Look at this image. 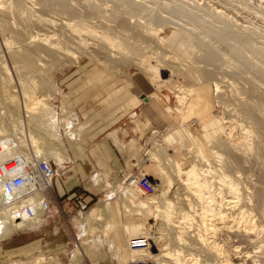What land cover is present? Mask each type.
I'll use <instances>...</instances> for the list:
<instances>
[{
  "label": "rangeland",
  "instance_id": "obj_1",
  "mask_svg": "<svg viewBox=\"0 0 264 264\" xmlns=\"http://www.w3.org/2000/svg\"><path fill=\"white\" fill-rule=\"evenodd\" d=\"M1 1H3V3L5 1L7 3L6 4L7 7L11 6V0H1ZM33 1L20 0L19 13H14V14L11 13L9 15L10 17L8 16L6 20L7 22H3L2 20L4 19L2 16H0V66H1L0 83L1 86L8 87L6 88L5 92L3 91V93H0V98H1L0 119L4 122L7 121L11 122V120H8L7 117L8 114L10 115V118L13 119L12 121L14 122V124H12L13 127L11 128L10 135L12 134L21 135L19 136L20 137L19 139H21L20 148L23 154L28 153L30 155L35 153L34 146L26 144V139H28L30 135L36 138L37 145L40 148L44 147L48 143L51 144L52 140H49L47 134H45L44 132H42L41 129H39V127H41V125L39 124L40 122L36 121V123H34L28 120L29 118L33 120L31 116H34V118L38 117V114H36L37 109H35L36 111L34 114L26 113L27 110L25 109V103L23 104L24 100L22 96L23 95L22 93H26V91H22L18 85L20 81L26 83L31 81V79L34 81H36V79L37 81L43 80V82L48 84L49 88L45 90L43 89L36 90L35 92L37 93L36 94L37 96L42 95L41 97H47L48 95L47 99H50V96L55 98L54 100L52 98L53 101L47 100L46 102L54 111L53 119L57 124V130L61 136V148L60 147L58 148V146L56 145L54 147L56 150L55 155H47L46 157L41 155L38 157L48 159L50 162H53L56 165L57 174L53 179V185L54 182L56 181L61 182L63 180L71 181L76 179L75 175L74 178L71 179L68 177V173L66 172V166H68L73 160L81 161L79 157L84 153V150L86 149L85 139L81 138L79 134L76 133L79 118L75 113L67 112L65 107L62 105V99H61L62 90L69 81H77V80L88 81L89 80L88 77H92V80L95 83H99L100 85L102 84L101 87H103L102 89H99L97 91L94 90L95 96L98 95L97 97L102 95V94H98L99 92H104V91H107V93L111 97H116L124 89L125 93L122 96L124 97L122 101H125L126 99L131 100L133 98L134 101L138 100L144 102L143 101L144 99L142 98L143 95V97L145 96L146 98L145 103L147 104L151 103L156 105L159 104L163 107L165 114H163L160 119H165L166 122L168 121L167 122L168 126H166L164 129H158L148 120H145L143 124L142 122H139L136 125L135 131H137L139 134V141L137 142L136 140H134L133 143L134 145L138 143V150L137 152L130 155V158L128 159V162L125 166L126 172L117 173L115 175L112 174L110 175L112 178L107 177L106 179L104 178L103 175H101L102 177L97 176V178H94L95 186L91 189V191H89L87 188L88 186L86 187V184H84L85 182H87L89 175L86 174L78 175V178L80 180V185L83 186L80 188H78V185L76 186V188H78L76 201L78 199H81L80 201L87 202L86 209L83 211H79L77 207L78 215L76 210L72 211L71 214L68 213L67 216L65 215L64 212H63L64 216H62L60 212L58 213V215L60 216L59 219L64 223L65 227L66 228L71 227V230L74 231L73 232L74 237L73 236L70 237L72 241L69 247L70 254H63L62 256V255H56L55 253H51L49 248L51 247L50 245H48L49 247L47 246L44 249L41 250L38 249L39 251H36L30 256H28L27 253L20 254L18 248L19 240H15L14 242L9 241V239L13 235L22 232L19 231V232H13L12 234L6 237L0 238V264H34L32 262H34L38 257H44L47 259L52 258L51 263L58 264L56 262L57 260H61L62 262H64L65 259L68 258V256L70 260L69 262L71 264H76V263L126 264L127 260L124 254L125 250L123 249L124 240L123 238H118L116 236L118 222H117V217L112 214V207L115 205V202L117 203L119 202V200H122V198L124 197L123 196L124 189L130 187V184L133 183L132 178L137 179L140 177H145L153 185L154 183L153 174L156 172V170H154L153 167L152 168L150 167L151 160H149L150 152L153 151L152 148H154L153 142H156L158 138L164 137L165 135H168L169 133L173 132L172 130L174 129L176 130V128L177 129L180 128V126L181 127L183 126L190 132L198 133L200 130V122L204 121L203 119H207L208 117H211V115L217 117L218 119L222 118L220 116H223L224 120L222 118L220 121H224V123L226 121H232L233 116L234 117L237 116L236 117L237 123L234 122L235 120L234 118H233V122L234 124L236 123L242 126L243 130H240L241 128H239V126L236 125L238 128H235L233 135L234 137L237 136L244 137L243 142L247 143L254 150L253 149L251 150V148L248 146V149L251 151H248V149H246L245 150L246 154L242 152L244 156L242 154H239V160L237 162V166L234 167L233 171L235 172V175L238 178L240 177L239 178L240 180L242 179L241 181L239 179L238 180L240 181L243 188L246 187V190L249 191L250 190L254 191L255 189V191L257 192H259L260 189V193L262 192L261 196L264 198V194H263L264 193V188H263L264 187V172H263L264 171L263 169L264 168V137H263L264 125L259 124V121L257 120L259 115L258 111L254 110L256 119L253 118L251 119L245 113L246 109L248 108L254 109L255 101H256L255 94L258 93L259 90L260 92H264V84L260 79H258L256 75L254 76V73L251 72L249 69L246 68L245 70V67L238 62L239 60L230 57L226 49L222 47L221 44H216V43L213 44L217 52L221 55L220 60L217 62V64L213 63L211 65L210 63V65L209 64L207 65L208 62L204 63L205 60L201 61L202 59L201 56L197 54L196 55L188 54V44H190V42H187L186 33L184 32L180 33V36L182 37L180 43H178L177 40L174 42V40L172 39L166 40L162 36L160 37L157 36V39L155 40L156 41L155 47L153 48L146 47L145 43H141L140 41L138 42L134 40L128 34L122 32L119 25L120 24L119 20L114 16L115 12L117 11V8L110 1L93 0L94 1L93 2L92 0H90V3L93 2L92 4H94L97 7H100L103 10V12L100 15L94 14L95 18L93 13H89L85 8H82L83 5L89 4L87 3L89 2V0L88 1L74 0L73 1L74 4H70L72 3V0H68L69 2H67V5L74 6L71 7V9L74 10V13L70 10L72 12L71 14L73 15H71L70 12L69 13L66 12L64 9H61V7L54 8L53 9L54 12L53 10L52 11L42 10L45 8L39 7L38 5L40 4H37L38 2H40V0L39 1L36 0L37 2H35V0ZM42 1L43 0H41V2ZM160 2H165L166 4H168L170 6L171 11H174L175 10L174 8L177 7L178 10H175L177 12L173 13L174 15L170 14L172 12H167L169 14H167L166 11L160 12L162 15L170 16V18L175 20L177 23L188 27L187 22H189L188 19L189 17L185 18L184 16L187 17L186 14L182 16L185 12H188L187 13L188 15L191 14L199 17V19L206 26L207 25L209 27L211 26V28L219 27L220 23L216 22V20H214V18L210 14H208V12H206L207 10L205 9L206 7L204 6L206 5L207 7H217L219 4L218 7L221 8L225 13L230 15V17H233L234 19L237 18L238 20L237 19L236 20L238 21V23L240 22L243 25L251 28L255 37V41H254L255 46L264 48V10H263L264 5L261 7L260 6L261 4H259L257 0H198V3L196 2V0H193V2L192 0H186V1L160 0ZM34 3H36V6ZM96 3H98L99 5ZM204 3H208V4L204 5ZM241 4L244 6H242ZM3 5H5V3ZM106 5L108 6V8ZM172 5L173 7L174 6L175 7L172 8ZM26 6H30V8ZM75 6L79 7L80 9L76 8ZM84 7H86V5ZM48 11L52 13L50 14L46 13ZM83 12H85L84 15L86 13L88 14L82 17ZM179 12H182L183 14ZM178 13L179 15L180 14L181 15L177 16ZM34 14H36V16ZM44 14L46 16H44ZM63 14L66 16H64ZM42 16L43 19L45 18L44 21H41L43 20ZM69 17L72 18V20L69 19ZM179 17L181 18L179 19ZM45 20H50L52 21V23L55 24H51L50 22L46 21L48 22L47 24L45 23ZM69 20L73 22L76 20L74 23H77L79 21L77 24L79 25L81 24L82 32L84 31L83 33L85 34L82 35V38L84 39V43L86 42V44L81 43L82 47L77 45V43H75L76 41L74 42V40H71L70 36H68L70 32L68 30L69 28L66 27L65 24L63 23L68 22ZM38 21L40 22L38 23ZM88 28L90 30L93 29V33L85 32V29ZM97 30H99V32H103L108 37L112 35L110 38L112 39V43H114V45L111 44V46L113 47L109 46L108 44H104L105 45L104 49L101 47L103 44L101 45L100 43L101 41L98 38L99 37L98 35H101L102 33H99ZM17 32H20V34H22L23 42L21 41L19 42L16 39L15 33ZM40 33L41 34L44 33L43 36ZM116 33L118 34L116 35ZM60 35H63L68 40V42L64 43L65 45L62 43H59L60 45H58L57 43V47L59 50H58L57 58L54 61L50 60L46 55H44L43 52H36L38 54L35 55L34 60L38 68L37 72L35 73L25 72L21 74L22 72H18L15 69L12 60L9 59V56L10 53L14 51L18 46L29 47V48L44 46L48 44L49 37H51L52 40L56 41L57 37ZM94 35L97 36L94 37ZM38 36L40 38H38ZM204 40H208V38L205 37ZM87 42H91V43L87 44ZM77 47L78 49H76ZM144 48L146 49V51ZM150 52H154V54H151ZM246 54L247 56H249L251 62H253L255 65L257 64V66L259 67L262 66L261 68L264 70V65L262 64V62H260L261 61L260 59H258L254 54L250 52H247ZM147 55L148 56L151 55L152 57L156 56L155 60H160L161 64L169 66L170 70L172 69L171 77H169L168 80H166L167 75L169 76L167 71L166 72L160 71L159 75L161 77L153 79L151 76L153 75V73L151 71L143 72L140 71L138 68H136V64L134 61H136V59L140 57H145ZM253 56L256 58H254ZM124 59L128 60V63H124L123 62ZM198 59L200 60V62ZM2 65H4V67H7L6 72ZM236 66L240 67V71L238 73V75L240 76L234 73V68ZM205 70L207 72H210L209 75L210 77L209 76L206 77L203 75L202 71ZM211 71L214 72V75L213 73H211ZM38 75H40L41 78ZM70 76L71 78L69 79ZM174 83L175 85L177 84V86L181 87L182 89L176 88L175 90L174 88H172L171 84ZM6 94H8V96ZM149 96L150 98L148 99L147 97ZM8 97L9 99H7ZM10 97L16 100H12ZM6 99L7 101L9 100L11 101L7 102ZM116 99L117 98H115V101ZM178 99H180V101ZM33 107H38V104ZM181 113L182 116H180ZM190 114H193L194 118L189 119L188 117ZM21 122H22L21 127H18V124L20 126ZM226 123L224 125H227ZM24 126H25V130H24ZM35 126H38L37 128L39 130H36ZM245 130L248 131L247 133L248 135L242 132ZM238 133L240 134L238 135ZM203 142H205V140ZM193 143L196 144L195 142ZM206 143L208 145L212 144L211 141H206L205 143H203L205 145L204 148H206V150H211L212 146L214 145L212 144L209 147L206 146L207 145ZM83 144L84 146H82ZM194 146H190V147H194ZM74 149H78L80 152H78L75 156L71 157L72 158L71 159L70 154L72 153L73 155ZM212 150L213 152H216L218 151V148L214 147ZM167 152L170 153L169 151ZM18 153L20 154V152L17 150L12 154V156H15ZM12 156H8L6 159ZM210 156L213 155L210 153ZM213 158H215L217 161L215 159L213 161L212 160ZM213 158H209V161H211V163L213 162V164L216 166H214L213 164L211 165L210 162H207L208 164L209 163L210 164L207 165L206 163L201 167L206 169L209 166L211 170L215 169V170L223 171L222 169V166H224L223 160H221V164H219L220 163L219 159H217V157L214 156ZM215 162H217L219 166L222 164L223 165L219 167ZM245 162L247 166H245L244 164ZM237 167L239 168V171ZM151 169L154 170L153 174L151 173L152 171ZM239 172L240 175L238 176ZM260 172H262V174ZM243 182L245 186L243 185ZM158 189L160 190L161 187L159 186ZM52 190L53 189H51L49 193L50 205H51ZM97 205L100 207L99 213L95 211L97 210L96 207ZM49 211H50V207H49ZM261 211L264 214V210H260V212ZM48 212L42 217V221L39 225L29 228V230H23V231H30L32 229H35L31 233L24 234L29 236L23 238L22 240L25 239L33 240L34 239L33 236H36L35 238L47 237L48 231H44L43 233H38V230H41L40 227L44 223ZM260 212L257 211L256 213L255 211V215L259 216V218L254 217V219L255 222L257 221L256 224H258V222L260 224L261 222L260 233L262 232L261 236L264 237V224H263L264 215L261 214ZM108 215H109V221H106L105 218ZM38 227L40 229H38ZM36 228L38 230H36ZM261 228L263 229L261 230ZM39 232H42V230ZM73 255L74 258L72 257Z\"/></svg>",
  "mask_w": 264,
  "mask_h": 264
},
{
  "label": "bare ground",
  "instance_id": "obj_2",
  "mask_svg": "<svg viewBox=\"0 0 264 264\" xmlns=\"http://www.w3.org/2000/svg\"><path fill=\"white\" fill-rule=\"evenodd\" d=\"M73 1L74 0H72V3L70 4H74ZM106 1H110L117 8V11L115 12L114 16L119 20L120 23L119 25L122 32L128 34L131 38H133L138 42L140 41L141 43H145L146 47H151V48L155 47V43H156L155 40L157 39V36L158 37L162 36L166 40L172 39L174 40V42L177 40V42L180 43L182 40L180 33L184 32L186 33L187 42H190V44H188V54L190 55L197 54L201 56L202 57L201 61L205 60L204 63L208 62L207 65L208 64L210 65V63L211 65L213 63L217 64V62L221 58V55L217 52L213 44L214 43L221 44L222 47L226 49L230 57L239 60L238 62L245 67V70L246 68L249 69L251 72L254 73V76L256 75L258 79H260L264 84V70L261 68L262 66L259 67L257 66V64L255 65L253 62L250 61L249 56H247L246 54L247 52L254 54L258 59L261 60L260 62H262V64L264 65V48L255 46L254 43L255 37L251 28L243 25L240 22L238 23L237 21L238 19L236 18L237 19L236 20L233 17H230V15H228L221 8L218 7L219 4L217 7H207L205 4L208 3H204L205 6L202 4L204 7H206L205 8L207 10L206 12H208V14H210L214 18V20H216V22L220 23L219 27L211 28V26L210 27L208 25L206 26L199 19V17L195 15H191L190 13H189L190 15H188L187 14L188 12H185L184 14L182 12H179L183 14L182 16L186 14L187 17L184 16L185 18L189 17L188 18L189 22H187L188 27L177 23L175 20L171 19L170 16L168 15L167 16L162 15L160 13L161 11L162 12L166 11V13L172 12L170 14H173L176 13L177 11L175 10L178 9L175 6L174 8L172 5V8H174L175 10L171 11L170 6L165 2H160V0L159 1L106 0ZM257 1L259 2V4H261L260 5L261 7L264 5V0H257ZM35 2L37 1L35 0ZM67 2L69 1L43 0L41 2L40 0V2H38L37 4H40L38 5L39 7L45 8V9L41 8L42 10L52 11L56 7L57 8L61 7V9H64L68 13L70 12V14L72 12L74 13V10L71 9V7L74 6L67 5ZM196 2L198 3V0H196ZM4 3L5 5H3ZM4 3L3 1L0 0V16L3 17L4 19L2 20L3 22H7L6 20L11 13L13 14L19 13L20 0H11V6L8 7L5 1ZM87 3L89 4H85L86 7H84L85 5H83V3H82L83 7L82 6L80 7L85 8L89 13H93V15L94 14L100 15L103 12V10L100 7H97L94 4L90 3V0ZM34 4L36 6V3ZM26 7L30 8V6H26ZM46 13L50 14L52 12L48 11ZM84 13L85 12L82 13L83 14L82 17L88 14L86 13L84 15ZM179 13L178 15L177 14L176 15L180 16L181 14L179 15ZM34 15L36 16V14ZM44 16L46 15L44 14ZM180 18L181 17H179V19ZM44 19L41 21H44ZM69 19L72 20V18L70 17ZM50 20H45V23L48 24V22H50L51 24H55L52 23V21ZM69 21L63 23L65 24L66 27L69 28L68 30L70 32L68 36H70L71 40H74V42L76 41L75 43H77V45L82 47L81 43L86 44V42L84 43V39L82 38L84 31L82 32L81 24L80 25L77 24L79 21L77 23H74L76 20L74 22L70 21L72 23H70ZM39 22L40 21H38V23ZM89 28L85 29V32L93 33L94 28L92 27L93 29L91 30ZM97 31L99 32V30ZM99 33H102L101 35H98L99 36L98 38L101 41L100 42L101 45L103 44L101 46L103 49L105 48L104 44H108L109 46H111V44L114 45V43H112V39L110 38L112 35L108 37L103 32H99ZM43 34L41 35L43 36ZM117 34L118 33H116V35ZM15 35H16V39L19 42L20 41L23 42L22 34H20V32L15 33ZM95 36L97 35H94V37ZM205 37L208 38V40H204ZM38 38L40 37L38 36ZM48 39L49 42L47 45L32 47V48L18 46L14 51H12L10 53V56L9 55L8 56L9 59L12 60L15 69L18 72H22L21 74L25 72L26 73L37 72L38 68L34 60L35 55L38 54L36 52H43L44 55H46L50 60L54 61L57 58V54L59 50L57 47V43L58 45H60L59 43L64 44L68 42V40L63 35L58 36L56 41L52 40L51 37H49ZM88 43L91 42H87V44ZM76 49H78V47ZM150 53L154 54V52H150ZM155 57L156 56L152 57L151 55L149 56L147 55L145 57H140L136 59V61H134L136 64V68H138L140 71L143 72L151 71L153 73V75H151L153 79L161 77L159 75L160 71H165V72L167 71L169 76L167 75L166 77L167 79L166 78L165 79L168 80L169 77H171L172 69L170 70L169 66L161 64L160 60H155ZM123 62L128 63V60L124 59ZM2 66L4 67V65ZM6 68L7 67H4L5 72H6ZM239 71H240V67L236 66L234 68V73L238 75ZM214 72L211 71L213 75ZM202 73L206 77L210 75V72H207L206 70L202 71ZM18 85L22 91H26V93H22L24 100L23 104L25 103V109L27 110L26 113L34 114L36 111L35 109H37L36 114H38V117L34 118V116L27 114L31 116V118L34 121L31 120L30 118L27 119L34 123H36V121H39L40 122L39 124L41 125L39 129H41L42 132L47 134L49 140H52L51 144L48 143L44 147L40 148L37 145L36 138L30 135L28 139H26V144L34 146V152H35L34 154H36V156L42 155L46 157L47 155H55L56 150L54 147L57 145L58 148L59 147L61 148V136L57 130V124L53 119L54 111L46 102L47 100L53 101L55 98L50 96V99H47L48 97L47 94H46L47 97H41L42 95L37 96L36 95L37 93L35 92L36 90H42V89L45 90L49 88L48 84L43 82V80L37 81L36 79V81H34L31 79V81L26 83L20 81ZM171 87L174 88L175 90L176 88H181L178 87L177 84L175 85V83L171 84ZM6 88L8 87L1 86L0 83V93H3V91L5 92ZM6 95L8 96V94ZM255 95H256L255 96L256 101H255L254 109L248 108L246 109L245 113L251 119L252 118L256 119L254 110L258 111L259 115L257 120L259 121V124L264 125V92H260L259 90L258 93H256ZM147 98L149 99L150 96ZM7 99H9V97ZM12 100H16V99H12ZM178 100L180 101V99ZM37 104L38 107H33L36 106ZM180 116H182V113L180 114ZM7 117L8 120H11V122L10 121L4 122L0 119V163H8L11 161H16L20 158L19 156H25L26 161L29 160L30 162H33L32 159H29L31 157L29 156L28 153L23 154L21 152L22 151L20 148L21 139H19L20 138L19 136L21 135H13V134L10 135L11 128L13 127L12 124H14V122L12 121L13 119L10 118L9 114L7 115ZM220 117H222L224 120L223 116ZM236 117L233 116V118L235 119L234 122L237 123ZM222 118L218 119L217 117L211 115V117H208L207 119H203L204 121L202 122H200L199 120L200 130L198 133L190 132L183 126L182 127L180 126V128L178 129L176 128V130L175 129L172 130L173 132L169 133L168 135H165L164 137H160L157 139L156 142H153L154 148H152L153 151H151L149 155L150 157L149 160H151V166L150 165L149 166L151 168L153 167L154 170H156V172L153 174L154 170L151 169L152 170L151 173L154 175L153 176L154 192L150 195L145 194L140 189L137 182L133 181V183L130 184V187L124 189L123 191L124 197L122 198V200H119V202L117 203L115 202V205L112 207V214L117 217V222H118L116 236L118 238H123L124 240L123 249L125 250L124 254L127 260L126 264H264V237L261 236L262 232L260 233L261 222L260 224L259 222L258 224H256L257 221L255 222L254 219V217L259 218V216L255 215V211L257 213V211L260 212V210H264V198L261 196L262 192L260 193V189L259 192H257L255 191L254 188H253L254 191L246 190V187L243 188V186L240 183L242 179L240 180L239 179L240 177L238 178L235 175V172L233 171L234 167L237 166V162L239 160V154H242V152L245 153V150L248 149L249 145L243 142L244 137L242 136L234 137L233 135L234 130L235 128H238L236 126L238 124L236 123L234 124L233 118L232 121L225 120L227 122V123L225 122L227 125H224L225 124L224 121H220ZM21 125L22 122L20 126L18 124V127H21ZM238 126L239 128H241L240 130H243L242 126L240 125ZM37 127L38 126H35L36 130H39ZM24 130H25V126H24ZM245 131L242 132L248 135L247 134L248 131L247 130ZM239 134L240 133H238V135ZM204 140L205 142L211 141V143L214 145L212 146V149L216 147L218 148V151L213 152L212 149L206 150V148H204L205 145L203 144L205 143L203 142ZM193 142H195L196 144H194ZM212 144L209 145L207 144L206 146L210 147V145ZM190 146H194V147H190ZM252 149L253 148H251V150ZM17 150L20 152V154L18 153L15 156H12V154ZM251 150L248 149V151ZM167 151H169L170 153H168ZM210 153L214 157H217V159H219L220 161L219 164H221V160H223L224 166H222L223 164L219 166L217 162H215L217 166L219 167L222 166L223 171H219L215 169L211 170L209 166L206 169L201 167L207 162L211 163V161H209V158H213V156H210ZM8 156H12V157L6 159ZM214 159L215 158H213L212 160L214 161ZM209 164L207 163V165ZM212 164L213 162L211 163V165ZM244 164L245 166H247L246 162ZM16 166L17 165L15 163L10 164V167H13V169H15ZM260 173L262 174V172ZM13 174L14 173H11L10 176H12ZM239 175L240 172L238 176ZM159 186L161 187L160 190L158 189ZM50 191L51 189L49 190V192L47 191L48 195ZM48 195L47 193L46 194L42 193L40 195H30L27 198V202H29L32 205L35 204L38 205L37 207H40L38 213H36V215L34 216H29L24 214L22 218L15 219L12 218L10 211L2 206L1 187H0V214H1L0 238L6 237L12 234L13 232L29 230V228L39 225L42 221V217L49 211L50 200ZM42 200L48 202V206H46L45 209L40 206V201ZM96 207L97 210L95 209L94 210L97 213H99L100 207L98 205ZM260 213L263 214L262 211ZM105 219L106 221H109V215L106 216ZM262 229L263 228H261V230ZM259 233L261 237L259 236ZM72 257L74 258V255ZM51 259L52 258L47 259L44 257H38L32 263L52 264Z\"/></svg>",
  "mask_w": 264,
  "mask_h": 264
},
{
  "label": "crops",
  "instance_id": "obj_3",
  "mask_svg": "<svg viewBox=\"0 0 264 264\" xmlns=\"http://www.w3.org/2000/svg\"><path fill=\"white\" fill-rule=\"evenodd\" d=\"M88 79V81L68 80L69 82L62 90L61 95L62 105L67 112L75 113L79 118L76 133L84 138L86 142V149L79 157L81 161L76 160V162L73 160L70 163L71 165L66 166L68 177L71 179L75 175L76 179L56 181L52 186L50 211L40 227L42 232H39L41 231L38 230L39 227L36 228L38 233L48 231L49 236L48 234L47 237L35 238L36 236H33V240H22L29 236L24 234L35 230L32 229L16 233L9 239L12 242L19 240L20 254L27 253L30 256L48 245L51 246H48L51 253L62 256L63 254H70L69 247L72 243L70 237L73 236L74 231L71 230V227H65L59 219L58 213L60 212L64 216V212L67 216L68 213L71 214L74 210L77 212L76 202L81 200L76 201L77 189L83 186L80 185L78 175H89L87 182L84 184L91 191L95 186L94 178H97V176L103 175L106 179L111 177L112 174L126 172L125 166L130 155L138 150V143L135 145L133 143L134 140L139 141V134L135 131L136 125L139 122L143 124L145 120H148L158 129H164L168 126V121L160 119L165 114L161 105L147 104L145 103L146 100H143L144 102L134 101L133 98L122 101L124 98L122 96L125 93L124 89L116 97H111L107 91L99 92L98 94L102 95L97 97L98 95L95 96L94 90L102 89V84L95 83L92 77H88ZM115 98H117L116 101ZM160 109H163V113ZM188 118H194L193 114H190ZM78 152H80L78 149H74L73 155L70 154V158ZM77 185L78 188H76ZM69 261L68 256L64 262L61 260L56 262L58 264H71Z\"/></svg>",
  "mask_w": 264,
  "mask_h": 264
},
{
  "label": "built area",
  "instance_id": "obj_4",
  "mask_svg": "<svg viewBox=\"0 0 264 264\" xmlns=\"http://www.w3.org/2000/svg\"><path fill=\"white\" fill-rule=\"evenodd\" d=\"M29 156L33 162L26 161L25 156H19L20 158L16 161L0 163L2 206L7 208L12 218L15 219L22 218L24 214L34 216L38 213L40 207L27 202V198L30 195L42 193L48 195L49 190L52 189L53 179L57 174L56 165L53 162L38 157L34 153ZM12 163L17 165L15 169L10 167ZM11 173L14 174L10 176ZM132 181L137 182L145 194L150 195L154 192V187L147 178H132ZM40 206L45 209L48 202L42 200ZM77 207L79 211H83L87 207V202L78 201Z\"/></svg>",
  "mask_w": 264,
  "mask_h": 264
},
{
  "label": "water",
  "instance_id": "obj_5",
  "mask_svg": "<svg viewBox=\"0 0 264 264\" xmlns=\"http://www.w3.org/2000/svg\"><path fill=\"white\" fill-rule=\"evenodd\" d=\"M142 98H143L144 100H146L145 96H144V97L142 96Z\"/></svg>",
  "mask_w": 264,
  "mask_h": 264
}]
</instances>
